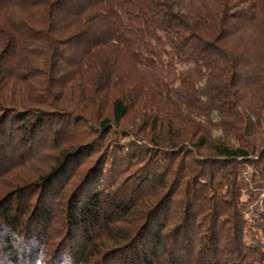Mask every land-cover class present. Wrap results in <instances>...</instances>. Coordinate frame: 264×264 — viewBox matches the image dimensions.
Returning <instances> with one entry per match:
<instances>
[{"label":"trees","instance_id":"obj_1","mask_svg":"<svg viewBox=\"0 0 264 264\" xmlns=\"http://www.w3.org/2000/svg\"><path fill=\"white\" fill-rule=\"evenodd\" d=\"M0 264H264V0H0Z\"/></svg>","mask_w":264,"mask_h":264}]
</instances>
